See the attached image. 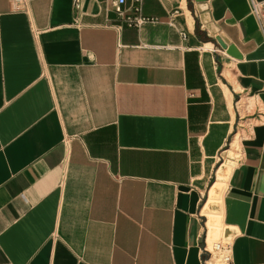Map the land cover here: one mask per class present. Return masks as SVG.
I'll return each mask as SVG.
<instances>
[{
    "label": "crops",
    "instance_id": "1",
    "mask_svg": "<svg viewBox=\"0 0 264 264\" xmlns=\"http://www.w3.org/2000/svg\"><path fill=\"white\" fill-rule=\"evenodd\" d=\"M114 2L0 0V264H215L205 212L224 264H264L248 0L203 2L240 57L195 0H142L138 27Z\"/></svg>",
    "mask_w": 264,
    "mask_h": 264
},
{
    "label": "built area",
    "instance_id": "2",
    "mask_svg": "<svg viewBox=\"0 0 264 264\" xmlns=\"http://www.w3.org/2000/svg\"><path fill=\"white\" fill-rule=\"evenodd\" d=\"M124 2L125 0H115L113 9L126 26L138 27L143 23L155 20L141 14L142 0H131L129 11L123 9ZM248 3L250 12L254 16L258 29L264 38V0H248ZM217 247H219V244H217Z\"/></svg>",
    "mask_w": 264,
    "mask_h": 264
},
{
    "label": "water",
    "instance_id": "3",
    "mask_svg": "<svg viewBox=\"0 0 264 264\" xmlns=\"http://www.w3.org/2000/svg\"><path fill=\"white\" fill-rule=\"evenodd\" d=\"M197 2V8L200 11V19L202 23L206 25V27L210 30L212 34H218L216 36L217 42L221 45L222 48L226 50V52L234 57H240V53L236 49V47L229 42L227 37L223 33H218L219 28L211 22L208 14L205 12V4L203 3L205 0H195Z\"/></svg>",
    "mask_w": 264,
    "mask_h": 264
},
{
    "label": "bare ground",
    "instance_id": "4",
    "mask_svg": "<svg viewBox=\"0 0 264 264\" xmlns=\"http://www.w3.org/2000/svg\"><path fill=\"white\" fill-rule=\"evenodd\" d=\"M205 214L207 215V222H206V225H207V238H206V243H207V246L209 248H211L214 245V236H215V234H216V232L218 230V228H217L218 226H217V223H216V218L213 216L212 213L205 212ZM215 246L217 247V244Z\"/></svg>",
    "mask_w": 264,
    "mask_h": 264
},
{
    "label": "rangeland",
    "instance_id": "5",
    "mask_svg": "<svg viewBox=\"0 0 264 264\" xmlns=\"http://www.w3.org/2000/svg\"><path fill=\"white\" fill-rule=\"evenodd\" d=\"M228 175H218V179L220 180H224V178H226ZM220 185V184H219ZM219 241H221V237H220V234L218 233V231L216 232L215 236H214V245L209 248V249H212L213 248V251H214V254H215V257H216V260H215V264H224L225 263V260L223 259V255L220 254L221 253V249L220 247H216L215 245L216 244H219ZM222 242V241H221ZM217 253H219L220 255H217Z\"/></svg>",
    "mask_w": 264,
    "mask_h": 264
}]
</instances>
